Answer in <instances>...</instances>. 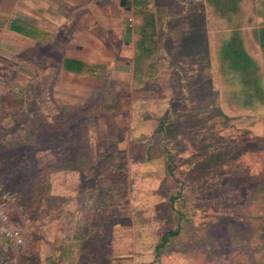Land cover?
Listing matches in <instances>:
<instances>
[{
	"label": "rangeland",
	"instance_id": "obj_1",
	"mask_svg": "<svg viewBox=\"0 0 264 264\" xmlns=\"http://www.w3.org/2000/svg\"><path fill=\"white\" fill-rule=\"evenodd\" d=\"M122 1L86 70L0 63V264H264V102L223 59L238 36L264 87L262 0Z\"/></svg>",
	"mask_w": 264,
	"mask_h": 264
},
{
	"label": "crops",
	"instance_id": "obj_2",
	"mask_svg": "<svg viewBox=\"0 0 264 264\" xmlns=\"http://www.w3.org/2000/svg\"><path fill=\"white\" fill-rule=\"evenodd\" d=\"M118 1L124 3L122 0ZM118 1L114 0L115 13H118ZM132 1L135 6L149 4L147 0ZM99 2L100 0H0V63H20L27 57V52L32 53L34 63H41L44 56L50 62H55L56 53L52 49L58 46H66V52L61 58L62 68L66 72L80 73L86 70V63L100 62L97 57L101 51L95 50L104 42L102 35H97V28H101L103 24V17L98 15ZM142 31L144 37L139 40L141 43L148 39L146 25ZM192 35L194 37L191 39L199 37V27ZM49 47L54 48L48 50ZM66 62L73 63L74 67L78 65L76 62H81L84 64L83 70H71Z\"/></svg>",
	"mask_w": 264,
	"mask_h": 264
},
{
	"label": "trees",
	"instance_id": "obj_3",
	"mask_svg": "<svg viewBox=\"0 0 264 264\" xmlns=\"http://www.w3.org/2000/svg\"><path fill=\"white\" fill-rule=\"evenodd\" d=\"M219 11L222 13H228V12H234L237 9V3L238 0H219V2L214 1L213 2ZM261 7L263 8L260 12L261 16L264 17V0H262ZM262 45V50L264 52V24L261 27V33L259 37ZM147 40V39H146ZM149 42V40H148ZM202 49V47L200 48ZM224 58L226 61L229 62L231 68L234 71H237L241 76V82L243 85V92L245 96V104H254L256 101H259L261 103L264 102V87L259 84L258 79V65L256 61L252 58V56L243 48L241 44V40L238 36H234L233 39H231L228 43V46L226 48V51L224 53ZM78 65L74 67L70 62H66L67 66L74 71H81L83 70L84 64L81 62H76ZM170 160L174 159V154H170ZM168 174L175 178L176 181L179 179L176 178L177 176L174 175L173 168H169L167 170ZM183 196V193L179 191L176 195L171 197V201H175L176 198H181ZM258 197L257 196H254ZM178 212L180 210L176 209ZM183 217V214L180 213ZM181 218L178 221L177 228L169 229L165 232L164 236L161 239L160 244L158 245L156 249V257L158 258V252L161 247L165 246L167 243L171 241V239L175 236H177L181 231ZM2 221H0L1 225ZM0 234L3 236V234L0 232ZM19 236L23 238V235L19 231ZM7 240V239H6ZM8 241V240H7ZM6 241V244L10 246L11 244ZM20 245V244H19ZM12 246V245H11ZM12 250V249H11Z\"/></svg>",
	"mask_w": 264,
	"mask_h": 264
},
{
	"label": "built area",
	"instance_id": "obj_4",
	"mask_svg": "<svg viewBox=\"0 0 264 264\" xmlns=\"http://www.w3.org/2000/svg\"><path fill=\"white\" fill-rule=\"evenodd\" d=\"M129 25H131V23H132V18H129ZM2 216V217H1ZM0 217H1V220H2V226H1V233L5 236V238L8 240V241H10V242H12V243H14L16 246H18L19 244H21L22 243V237L21 236H19V234L16 232V231H14L12 228H10L9 226H7L6 225V223H7V215L6 214H3V213H1L0 214Z\"/></svg>",
	"mask_w": 264,
	"mask_h": 264
}]
</instances>
